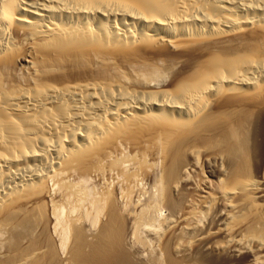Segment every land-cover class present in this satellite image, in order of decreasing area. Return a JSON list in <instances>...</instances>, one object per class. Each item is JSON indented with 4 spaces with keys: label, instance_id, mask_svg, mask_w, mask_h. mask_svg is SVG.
<instances>
[{
    "label": "bare ground",
    "instance_id": "1",
    "mask_svg": "<svg viewBox=\"0 0 264 264\" xmlns=\"http://www.w3.org/2000/svg\"><path fill=\"white\" fill-rule=\"evenodd\" d=\"M0 264H264V0H0Z\"/></svg>",
    "mask_w": 264,
    "mask_h": 264
},
{
    "label": "rangeland",
    "instance_id": "2",
    "mask_svg": "<svg viewBox=\"0 0 264 264\" xmlns=\"http://www.w3.org/2000/svg\"><path fill=\"white\" fill-rule=\"evenodd\" d=\"M163 214H164V213H163ZM140 248L143 250V248H142V247H139V249H140ZM141 249H140V250H141ZM142 250H141V251H142Z\"/></svg>",
    "mask_w": 264,
    "mask_h": 264
}]
</instances>
